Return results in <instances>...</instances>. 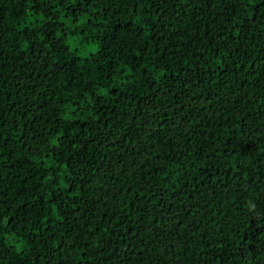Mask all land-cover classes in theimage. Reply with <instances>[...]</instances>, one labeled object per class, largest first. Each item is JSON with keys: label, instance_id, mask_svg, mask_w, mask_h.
<instances>
[{"label": "trees", "instance_id": "1", "mask_svg": "<svg viewBox=\"0 0 264 264\" xmlns=\"http://www.w3.org/2000/svg\"><path fill=\"white\" fill-rule=\"evenodd\" d=\"M0 264H264V0H0Z\"/></svg>", "mask_w": 264, "mask_h": 264}]
</instances>
